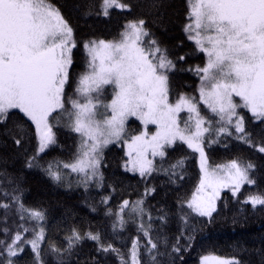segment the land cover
<instances>
[{"label": "trees", "instance_id": "trees-1", "mask_svg": "<svg viewBox=\"0 0 264 264\" xmlns=\"http://www.w3.org/2000/svg\"><path fill=\"white\" fill-rule=\"evenodd\" d=\"M40 1L58 11L76 42L66 97L77 98L88 69L85 43L119 40L127 24L142 22L145 50L157 48L170 62V99L198 98L207 57L186 29L190 0H118L127 9L106 13L104 0ZM102 92L108 99L111 88ZM203 112L210 165H247L252 181L224 191L209 215L187 204L201 171L197 154L183 143L167 148L147 176L127 171L123 142L112 144L102 155V183L85 186L67 168L77 156L79 136L66 119L60 121L58 112L51 115L52 139L40 147L34 123L19 110L7 112L0 120V264H129L135 242L139 264H200L205 255L233 258V264H264V117L241 109L243 132L224 131L216 114ZM141 131L131 119L126 139ZM252 197L262 202L252 203ZM132 203L141 209L133 210ZM140 221L148 223V234ZM39 232L42 239L34 248Z\"/></svg>", "mask_w": 264, "mask_h": 264}, {"label": "rangeland", "instance_id": "rangeland-1", "mask_svg": "<svg viewBox=\"0 0 264 264\" xmlns=\"http://www.w3.org/2000/svg\"><path fill=\"white\" fill-rule=\"evenodd\" d=\"M190 5L186 29L207 57L200 70L198 98L170 99V62L157 48L145 50L143 24L132 22L119 40L83 45L89 65L74 99L64 95L76 47L69 25L40 0H0V66L8 67L0 71V120L11 110L21 111L34 123L43 147L51 115L58 112L57 118L66 119L79 136L77 156L67 168L85 186L102 183V155L112 144L123 142L127 171L147 176L167 148L183 143L197 154L201 171L199 186L187 204L201 215L211 214L224 191H237L252 181L247 165H210L203 144L207 131L203 110L216 114L224 131L243 132L241 109L257 119L264 117V0H190ZM113 8L127 9L118 0H104V13ZM108 86L107 99L98 92ZM131 119L142 125V131L127 140ZM136 202L143 208L142 201ZM251 202L262 199L252 197ZM131 207L141 209L137 203ZM136 214L142 220L143 212ZM140 224L148 234V223ZM41 239L39 232L34 248ZM137 246L135 242L129 264H139ZM234 262L218 255L200 259V264Z\"/></svg>", "mask_w": 264, "mask_h": 264}, {"label": "water", "instance_id": "water-1", "mask_svg": "<svg viewBox=\"0 0 264 264\" xmlns=\"http://www.w3.org/2000/svg\"><path fill=\"white\" fill-rule=\"evenodd\" d=\"M52 139V133L51 132H48L46 134V143L48 144L50 142V140Z\"/></svg>", "mask_w": 264, "mask_h": 264}]
</instances>
